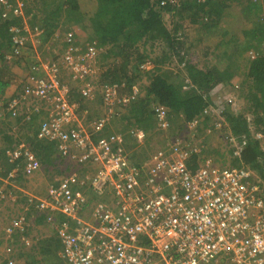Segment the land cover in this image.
I'll list each match as a JSON object with an SVG mask.
<instances>
[{"label":"built area","instance_id":"built-area-1","mask_svg":"<svg viewBox=\"0 0 264 264\" xmlns=\"http://www.w3.org/2000/svg\"><path fill=\"white\" fill-rule=\"evenodd\" d=\"M19 1L0 0V23L22 19L20 25H9L14 44L7 60L22 58L29 43L44 33L42 27L31 25ZM76 51L78 47H70L58 63L40 62L34 69L43 74L32 72L16 95L0 99V120L24 113L27 120L39 117L43 121L38 136L53 141L61 157L87 169L83 176L73 171L51 183L48 197L35 204L36 210L49 214L47 221L62 241L58 255L65 264H264V178L257 169L219 166L210 159L193 161L199 150L186 136L168 137L147 160L132 161L117 145L116 133H102L113 122L114 110L135 100L138 86L132 95L121 96L117 84L102 85V115L88 119V110L72 99L65 76L84 81L83 92L94 98L86 77L98 71L91 63L95 48ZM142 68L149 70L151 64ZM152 111L158 129L169 131L170 109L156 103ZM199 124V119L187 122L193 138ZM131 132L132 137L145 138L144 131ZM263 136L257 133V138ZM230 140L234 156L240 157L249 138ZM6 154L11 162L23 159L26 176L41 168L40 159L23 142L7 148ZM18 170L2 179L0 202L16 198L12 194ZM86 187L94 196L108 194L111 199L96 202L89 218L81 215L88 202ZM26 225V214L14 218L4 229L6 239L16 230L25 231ZM7 250L12 252V247ZM5 264L35 263L8 257Z\"/></svg>","mask_w":264,"mask_h":264},{"label":"trees","instance_id":"trees-1","mask_svg":"<svg viewBox=\"0 0 264 264\" xmlns=\"http://www.w3.org/2000/svg\"><path fill=\"white\" fill-rule=\"evenodd\" d=\"M236 1L242 12L239 9L237 12H232L230 0H176V4L169 0H83V3L87 4V12H92L87 23L83 21L85 14L82 12L78 0H25V3H27L26 14L31 18V25L38 24L44 28V33L34 42L43 55H40L41 59L58 63L64 57L66 50L72 46L79 48V51L75 52L77 54L88 51L91 47L95 48V57L91 63L98 68V71L87 76L86 80L91 82L94 87L92 92H95L97 96L100 97L101 94L97 93L100 92L98 88L104 84H117L121 96L132 95L135 83L139 82L140 77L148 75L150 81L146 93H143L145 97L141 98L138 94L135 100L130 103L129 111L122 115H114L115 119L120 121L126 119V122L131 125H139L145 132L159 133L156 130L157 118L151 108L156 103L163 104L170 109L171 120L187 121L199 116L203 119L200 122L204 127L211 124L212 119L210 116L204 115L203 111L207 107H211L212 104L215 107H220L214 101L213 95L218 93V96L223 98L220 96L222 90L234 87L232 80L235 77L239 78L241 89L243 88L242 98L246 101V111L251 114L252 122L248 116H245L242 109L234 111L230 103H225L222 108L218 109L221 110L220 114L224 118L222 125L226 129H229L233 135H247L249 138V143L242 155L231 159V167L245 165L264 172L262 167L264 164L261 163L264 150L260 140L254 137L256 132H264V23L262 22L264 21V0ZM41 11L44 18L42 23H39L37 18L38 12ZM163 11L171 12L177 19L173 29H169L165 25ZM238 13L240 15L243 13L249 23V27L242 29V41L230 27L232 26L231 21L236 18L235 15ZM179 19L181 20L179 21ZM237 19H241V17H237ZM237 19L234 21L239 27L240 22ZM21 22V18L12 17V19L3 20L0 23V62L2 64L0 68L2 69V71L0 70V99L3 98L4 92L12 83V76H8L9 67L6 59L7 53L12 50L14 44L9 25H20ZM75 26L83 30L85 33L83 37H79L77 32L72 29ZM189 30H199L200 33L204 31L211 33L213 30L223 31L226 36L220 38L212 53L218 52L216 50L220 48L228 60L226 65L221 66L224 57L218 54L215 55L214 62L204 68L188 61L187 56H177L179 55L178 50L182 48L180 45L184 44L185 46L186 44L185 37L189 38ZM200 40L203 41L202 38ZM156 41L165 42L168 48L166 51L162 50V56L159 54L157 58L150 59L151 53L140 52V45ZM209 49L210 47H206V56ZM245 49H255L257 53L254 57L248 58L243 67L241 60L243 61L245 58ZM150 51L152 52L153 49ZM170 51L174 52L175 57H178L176 70L161 68L166 61L171 59H169ZM134 55L136 62L133 61ZM14 59L21 60L22 58ZM144 63H150L152 69L142 68ZM179 65L180 67H178ZM132 68L134 69L133 73L130 72ZM245 68L248 70L246 71ZM138 71L143 74L138 75ZM96 75L99 77L97 76L98 81L95 82ZM65 80L71 84L72 99L81 103L82 110H88L84 102L93 98L89 99L83 92L84 81L72 82L68 75L65 76ZM14 95L16 92L6 99H10ZM99 100L101 101V98ZM89 103L91 104V102ZM102 112V110L99 111L95 117L101 116ZM179 114H183L184 118H181ZM42 121L36 116L27 120L25 113L16 118L7 116L0 120L1 181L2 178H7L16 167L19 170L15 180H26L23 159L19 158L15 162H11L6 154L7 148H12L21 142L32 150L42 164L53 166L60 173L69 172L68 168L59 169L54 161L62 158L57 154L56 144L38 136ZM252 123L255 127L254 131L250 129ZM111 125L113 126L114 123ZM20 128H22L21 131H18ZM203 128H200L197 134L200 138ZM116 134L119 136L117 145L122 149V145L129 139L125 138V133ZM211 138L220 139L219 143L223 141V138L216 136ZM207 142L205 139L198 144L199 151H194L193 161L201 156H209L208 153H214ZM135 145H139V142L136 141ZM216 147L218 153L213 157L221 155L226 160V151L219 145ZM208 149L212 151H208ZM126 151L127 149L122 152L128 154ZM233 151L234 148L232 156H234ZM145 154L144 150L129 152L132 161L136 163L147 159L148 156ZM23 185L25 186V184ZM14 191L19 193L17 188ZM40 216L41 220H45L43 215ZM39 248H42L40 252L46 254V257L56 259L58 251L61 249V242L58 237H51V239L43 241Z\"/></svg>","mask_w":264,"mask_h":264},{"label":"rangeland","instance_id":"rangeland-1","mask_svg":"<svg viewBox=\"0 0 264 264\" xmlns=\"http://www.w3.org/2000/svg\"><path fill=\"white\" fill-rule=\"evenodd\" d=\"M24 2L22 1H19L22 5H27V3H25V0H23ZM241 2H246V0H240ZM230 3H231V8L238 11L241 10V7L240 5H238V2L236 0H230ZM239 6V7H238ZM24 11H26L25 8H23ZM233 10V11H234ZM229 11V10H228ZM242 12V10H241ZM38 21L39 23H42V20H43V13L42 11L41 12H38ZM163 16H164V20H165V25L169 28V29H173L174 27V23L175 21H177V19L174 17L173 14H171V12H168V11H163ZM241 19H237L239 20L240 22V25L238 27L237 25V22L235 21H231V24L232 26L231 29H233V33H237V35L239 36V39H241V41L243 40V36H242V29L245 28V27H249V23L248 21L245 19L244 17V14L242 13L240 15ZM181 19H179L180 21ZM184 19L182 18V21ZM264 23V21H262ZM73 30H75V32H77V35L79 37H83V35H85V33H83V30L81 28H79L78 26H75L74 28H72ZM181 32L183 33V30H181ZM71 35V34H69ZM189 38L188 37H185L186 38V45H185V48L186 50L188 51V53L185 55L188 57V61H192V63H195L197 64L198 66L204 68L206 65H208L209 61L215 57V55L217 56L218 55H221L222 57V66L224 64V66L226 65V62L228 61L227 58H225V56L223 55V52L222 50L219 48L218 52L216 53H212L213 51V48L216 47V43L220 40V38H223L225 35V33L223 31H218V30H213L211 33L209 32H206L204 31L203 33H200L199 31H196V30H189ZM203 39V41H201L200 39ZM228 39V38H227ZM30 44V43H29ZM31 46H32V42H31ZM206 47H210L209 49V52H207V56L205 54L206 52ZM28 49V48H27ZM37 49V47H36ZM153 49V51L151 52L150 50ZM162 50H168V48L166 47V44L165 42H153V43H148L147 45H140V52H146V53H151L150 54V59H153V58H157V56L160 54L161 56L163 55V52ZM205 50V51H204ZM29 51H31L29 49ZM232 51V50H231ZM245 53V58L243 59V61L241 60V63L243 64V67L246 65L247 63V59L248 58H252L256 55V50L255 49H249V50H244ZM35 52H37L38 54L42 55V53L40 52V50H35ZM249 54V55H248ZM171 55V54H170ZM43 56V55H42ZM41 56V57H42ZM135 55L133 56V61L136 62L135 60ZM173 58H171V56L169 57L170 60L166 61V63L164 65L161 66V68L163 69H176L177 67V60H178V57H175L174 55L172 56ZM43 58V57H42ZM221 58V57H219ZM218 60V59H217ZM214 61V60H213ZM160 65V64H159ZM2 66L0 65V68ZM160 67V66H158ZM152 69V67L150 68ZM246 71L248 70L247 68H245ZM2 71V69H0ZM130 72H134V69L132 68L130 70ZM130 74V73H129ZM143 74L142 73H139L138 71V75H141ZM68 75V74H67ZM131 75V74H130ZM69 76V75H68ZM99 75H96L94 77V81H98V77ZM239 79V78H238ZM149 77L148 75H144L142 77L139 78V82L135 83L139 90H140V93L139 95L141 96V98L145 97L143 95V93H146V90L148 88V85H149ZM233 83H234V87H230L228 89H224L222 90L221 92V95L220 96H223L224 98L222 99V97H219L218 96V93L215 94L213 96V98L215 100H217V98H221L220 99V107L222 108V106L225 104V103H230V106L232 108H234L235 110L234 111H237V110H240L242 109V111H244L245 113V116L249 118V120L252 122V119H251V114L249 112L246 111V101L242 98V90L243 88L241 89V82L240 79L237 80L236 77L232 80ZM100 91V90H99ZM97 93H101V92H97ZM99 96H97V94H95L94 98L92 100H86V102H84V105L87 106L88 110H89V113H88V119H93L95 118V116L97 115V113L101 110L103 111V105H102V97H101V94H100V97L98 98ZM101 98V101L99 100ZM91 102V104L89 103ZM101 102V103H100ZM218 102V101H217ZM215 105H212L211 107H208L207 108V112L206 110L203 111V114L204 115H209L213 118L212 119V122L213 121H217L216 118L220 121V115L218 113V109H220V107H217V109L214 108ZM126 111H129V105L128 106H123V107H117L116 110H114V113L115 114H125ZM83 115V114H82ZM181 118H184L183 114H179ZM175 118V117H174ZM115 119V118H114ZM85 120H87V118L85 117ZM203 119L201 118L200 121H202ZM127 120L126 119H123V120H119V119H115L112 123H114V125L110 126L108 125L107 128L105 129V132L102 133L103 135H109V134H112L113 131H116V133H125V138L126 139H130V140H127L126 143H124L122 145V147L124 149H127L129 150L130 153H133L134 151H142L144 150V153H146L145 155L149 156L155 152L156 150H158L159 148L163 147L164 145V140L167 139L168 140V137H176L178 138L179 136L183 137V136H189L190 135V130L187 129V124L184 122V120H180V119H177V121H175V119H172V125H171V128L173 129L172 131H165L163 134L161 133H157V134H154V132L152 133L151 132H146V139H145V143H139V145H135V142L134 140V137H132L131 134H134L131 132V130H139V131H143L142 128H140L139 125H131L130 123L126 122ZM86 123V122H85ZM88 124V123H87ZM212 124V123H211ZM210 124V125H211ZM250 129L251 131H254L255 127L252 124H250ZM220 131V130H219ZM257 133V132H256ZM254 133V135L256 134ZM216 137L218 138H223V131L222 132H215L214 134ZM195 139V138H193ZM207 140V144L212 147V148H217L216 145L218 143V145L225 149V142L224 141H221L220 143L218 142L219 140L216 139V138H206V136H202V140L200 138H197V143H201L203 140ZM209 139V140H208ZM2 141V140H1ZM211 144V145H210ZM226 149L228 150L227 146H226ZM209 151V149H208ZM208 153V152H207ZM58 154V153H57ZM149 154V155H148ZM59 155V154H58ZM209 155V153H208ZM211 155H216V153L214 154H211ZM61 156V155H60ZM61 158V157H59ZM147 158V159H148ZM217 158H219V156H217ZM57 165L59 166V169H64V168H68L70 169L69 171L71 170H75V165H73L74 163H71L70 159L69 158H61V160H54ZM229 161V157H227V160L225 161L226 163ZM220 162V161H219ZM228 164V163H227ZM37 172V173H36ZM35 173L32 174V176H26L24 177L26 180L27 183H30V180L31 179H34V177L36 175H38L39 177H43L46 178L48 180V184H51L53 182V179H55L56 177H58L61 173L63 172H57V170L55 169V167L53 166H46V165H42V168L38 171H36ZM59 174L58 176L55 177V175ZM55 177V178H54ZM3 179V178H2ZM35 184V183H34ZM3 185L1 179H0V186ZM32 186V185H31ZM16 189V188H15ZM12 196L16 197V199H21L20 198V194L17 193L16 191H14V194H12ZM88 198L90 199L91 198V195L87 194ZM16 201V200H15ZM13 199H7L5 200L4 202H2V204H0V213L1 215H3V212L6 210L8 211L9 213H11L9 216H6L5 214V217H3V220H2V228H3V231H4V228L7 226V223L10 219V221L19 215L21 211V205H17V202H15ZM95 202L93 201L92 202V205L94 204ZM5 211V212H6ZM7 213V212H6ZM85 217L86 218H89L90 215H91V204H89V206L87 207L86 209V213H85ZM46 229H50L51 232H48L49 234L51 235H54L55 233V230L53 228H50V227H47ZM0 231L2 232V229L0 228ZM35 231V230H34ZM33 230H31V233H30V236L31 238L34 236L35 238V233H34ZM3 237L6 239V235L4 234V232L2 233ZM4 254H6V251H5V248H0V259H3L4 257Z\"/></svg>","mask_w":264,"mask_h":264},{"label":"crops","instance_id":"crops-1","mask_svg":"<svg viewBox=\"0 0 264 264\" xmlns=\"http://www.w3.org/2000/svg\"><path fill=\"white\" fill-rule=\"evenodd\" d=\"M20 1L24 2L23 0H20ZM78 1L80 3V8H81L82 12H84V14H85L84 15L85 18L83 19V21L85 23H87V22H89V19H90L89 17L91 15L90 13H92V12H87V9H86L87 4L83 3V0H78ZM24 7L26 9V5ZM233 10L234 9H232V12H237L236 10H234V11ZM235 17L236 18L233 19V21L236 20L237 17L239 18L240 14L238 13L237 15H235ZM196 31H199V30H196ZM180 46H182V48L178 50L179 51L178 52L179 55H177V56L185 57V52L188 53V51L186 50L184 44H182ZM29 49L31 51H29ZM35 50H37L36 46L34 44L31 46V43H30L28 49L25 50L24 55H23L21 60H15V59L10 60V61L7 60V62H8L7 64H8V67H9L8 76H12V83L10 84V86L7 87L6 91L3 94V96L5 98H8V96H12L13 93L16 92V89L20 90L22 88V85H23L26 77L29 74H32V72L34 74L38 72V71L37 72L35 71L34 67L39 65V62L47 61L45 59H41L40 58V54L35 52ZM173 55L175 56L174 52L172 53V51H170L169 52V57L171 56V58H173L172 57ZM214 59L215 58H212L209 61L208 64L213 63ZM0 65H2L1 62H0ZM221 66H222V63H221ZM223 66H224V64H223ZM178 67H180V65ZM198 67H200V66H198ZM200 68H202V67H200ZM176 69H177V67H176ZM38 73L39 74H43L44 72L41 70ZM236 79L239 80L238 78H236ZM22 112H24V111H22ZM85 122L87 123L86 120H84V123ZM17 125H19V124H17ZM21 129L22 128H20L18 131H21ZM229 131H230L229 129H226L225 131H223V141L225 142L224 143L225 144V146H224L225 149L224 150L226 151V154H227L226 155V160H227V157H229V161L227 162L228 164L225 162L226 161L225 158L223 156H221V155H220L219 158H217V156H216V158H214L213 155L209 154V156H201L200 160L205 161L207 159H210L213 163H215V164H217L219 166H229V167H231V159L233 157L235 158V156H232L233 147H232V144H230L224 138V135H225V137L228 136V132ZM12 132H15V131L12 130ZM16 133H17V131H16ZM236 136H237L238 139H240L242 135H236ZM132 140H134L136 142L135 139H132ZM258 140H260V144L262 146V149L264 150V138H259ZM217 145H218V143H217ZM226 146H228V150H226ZM122 149L126 150L123 147H122ZM122 149H121V151H123ZM211 149L214 151V153H218V148H211ZM212 150L209 149V151H212ZM126 152L129 153V150H127ZM42 165H41V168H42ZM242 166H245V165H242ZM242 166H238V167H242ZM262 167L264 169L263 165H262ZM257 171H258V176L264 178V175H263L264 172H262V171H260L258 169H257ZM28 176H30V175H28ZM31 176H32V174H31ZM22 183L25 184V186ZM49 185L50 184H48V180L46 178H44V176L43 177H39L38 175H36L34 177V179H31L30 183H27L26 181H21L20 180V181H16V183L14 185L15 188H17V190H19V194L21 195L20 196L21 199L18 200V199L15 198L13 200H17L15 202H17V205H21V211H26V213L28 214V219H29V223H30V225L28 227V230H33V231L35 230L34 231L35 238H34V236L32 238L29 237V233H28V238H29V240L33 241V243L31 244V246H26L25 252L23 251V253H22V257H24V258H29L30 257L31 258L30 260H32V262H34L35 264H63L62 260H59V263H58V259H59L58 257H56V259H53V257H46V254H43V253L40 252V250L43 248V247L39 248L42 245V242L43 241H47L51 237H54V236L48 233V232H51L50 229L49 230L46 229L47 227H49V225L47 224V222H45V220H41L40 214L38 212H35V211L31 212V211L34 210L35 204L38 202V200L46 199L48 197ZM84 192L87 193V194H91L92 195V191L89 189V187H86ZM105 195H107V196L102 197V200H104V202H108L109 203V201L111 200L110 196L108 194H105ZM90 199L92 200L93 197L91 196ZM91 205H92V202H91ZM88 206L89 205H87V207ZM26 207H29L30 209L26 210ZM87 207L83 210V213H81L82 216L86 215L85 213H86ZM5 211L3 213L6 214V216H9L11 214L8 211H6L7 212L6 213ZM20 237H21V235H20ZM20 237H19V241H21ZM15 246H17V243H15Z\"/></svg>","mask_w":264,"mask_h":264},{"label":"clouds","instance_id":"clouds-1","mask_svg":"<svg viewBox=\"0 0 264 264\" xmlns=\"http://www.w3.org/2000/svg\"><path fill=\"white\" fill-rule=\"evenodd\" d=\"M15 1V0H14ZM13 1V2H14ZM24 6H25V4H24ZM25 8V7H24ZM25 13H26V11H25ZM28 18H29V21L31 20V18L28 16ZM35 25H37V24H35ZM39 26V25H38ZM44 29V28H43ZM224 98V97H223ZM222 98V99H223ZM220 99L221 98H217V100H215L214 99V101L216 102V104L218 103L219 105H220ZM218 101V102H217ZM213 105V104H212ZM210 107V106H209ZM151 108H153V106L151 107ZM208 108V107H207ZM214 108H216L217 109V107H215L214 106ZM209 116V115H208ZM202 118V117H201ZM199 116L198 117H195L194 119H199V121H200V119H201ZM210 118H213V117H211L210 116ZM193 119V120H194ZM171 120V119H170ZM216 120L217 121H213L212 122V124L210 125H207V126H205L204 127V125H202L201 124V122H200V124L198 125V128H197V134L199 133V129L200 128H203V132L201 133V138L200 137H198L197 136V134H196V138L195 139H193V137H192V134L191 135H189V136H187L186 137V139H188L189 137H190V139L189 140H191V143H194L193 145H195V146H197L198 147V143H197V138H200L201 140H202V136H206V138H210V139H212L211 137L212 136H215L214 134H215V132H222V131H225L226 130V128L222 125L221 127H217V124L216 123H221V124H223L222 122L224 121V118L221 116V114H220V121L216 118ZM188 121H192V120H184V122L187 124V122ZM172 122V121H171ZM227 125V124H226ZM156 130L159 132V133H161V134H163L165 131H162V130H159L158 129V127H157V125H156ZM143 130V129H142ZM173 129L171 128L169 131H172ZM220 130V131H219ZM144 131V133H145V136H146V132H145V130H143ZM168 132V131H167ZM206 134H205V133ZM208 133H210V134H208ZM257 133H262L263 135H264V132H257ZM257 133L254 135V137L255 138H257ZM231 136H233V137H235V138H237V136L236 135H233L230 131L228 132V136L227 137H225V135H224V138H225V140H227L230 144H232V147H234V143H233V141L232 140H230V137ZM247 136V135H246ZM263 138H264V136H263ZM134 139L136 140V141H138L139 143H145V139H146V137L144 138V139H142V140H140V139H137V138H135L134 137ZM257 139H259V138H257ZM202 143V142H201ZM145 160H147V159H144V161ZM41 161V160H40ZM70 161H71V163H74L73 165H75V170H71V171H69L68 173H61L58 177H56L54 180H53V182L52 183H57L58 182V180H59V178H61V177H63V176H65V175H68V174H70V173H72L73 171H76L78 174H79V176H83V175H85V174H87V169H86V167L85 166H81V165H78L76 162H74L72 159H70ZM49 189V188H48ZM87 194V193H86ZM89 195H91V194H89ZM92 197H93V199L91 200V199H89L88 197H87V199H88V202H87V205H89V204H91V202H99V201H103L102 200V197L101 198H99V197H97V196H94L93 194L91 195ZM9 199H14V198H9ZM15 201V200H14ZM17 201V200H16ZM4 202V201H3ZM95 203L93 204V205H91V211H92V208H93V206L95 205ZM87 205L85 206V208L87 207ZM38 212L40 215H43L44 216V219H45V222H47V224L49 225V227L50 228H53L54 230H55V228L53 227V226H51L49 223H48V221H47V217L49 216V214L48 213H46V212H41V211H38V210H36L35 209V207H34V210L33 211H31V212ZM21 214H26V216H27V219H28V214L26 213V211H22L18 216H20ZM18 216H16V217H14V218H17ZM0 217H1V223H0V228L2 229V231H3V228H2V220H3V217H5V214L3 213V215H1V213H0ZM85 217V216H84ZM13 218V219H14ZM12 219V220H13ZM11 220V221H12ZM10 221V219H9V221H8V223H7V226L9 225V223L11 222ZM29 225H30V223H29V219H28V225H26V230L25 231H18V230H16V231H14V234H12V236H10V238L9 239H5L4 237H2L3 239H2V243H1V246H0V248H5V251H6V254H4V257H3V259H0V264H5V261H6V259L8 258V257H15V259H18V260H29V258H24V257H22V253H23V251L25 252V249H26V246H31V244L33 243V241H31V240H29V238H28V233H29V237H31L30 236V233H31V230H28V227H29ZM6 226V227H7ZM5 227V228H6ZM4 228V229H5ZM4 232V231H3ZM20 235H21V237H20ZM15 236V237H14ZM54 237H58L59 238V240H60V242H61V248H62V241H61V239H60V237L58 236V234H57V232H56V230H55V233H54V235H53ZM19 237H20V239H21V241H19ZM51 239V238H50ZM15 243H17V246H15ZM35 243V242H34ZM38 243V242H37ZM36 243V244H37ZM4 244V245H3ZM8 246H10V247H12V252H8V250H7V248H8ZM61 250V249H60ZM59 250V251H60ZM59 251H58V253H59ZM58 262H59V260H62L63 261V264H65V261L62 259V258H60L59 257V255H58ZM30 261V260H29ZM2 262V263H1ZM30 262H32V261H30ZM32 263H34V262H32Z\"/></svg>","mask_w":264,"mask_h":264}]
</instances>
